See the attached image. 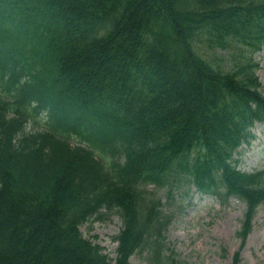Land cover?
<instances>
[{"label":"trees","instance_id":"1","mask_svg":"<svg viewBox=\"0 0 264 264\" xmlns=\"http://www.w3.org/2000/svg\"><path fill=\"white\" fill-rule=\"evenodd\" d=\"M199 33L259 50L264 0H0V264H128L144 247L160 261L159 200L145 186L164 185L174 164L198 189L216 186V170L264 113L252 66L212 68L193 53ZM40 109L50 110V132L24 134ZM194 148L203 154L188 163ZM263 181L223 177L251 203L264 199ZM115 209L111 262L79 227Z\"/></svg>","mask_w":264,"mask_h":264},{"label":"rangeland","instance_id":"2","mask_svg":"<svg viewBox=\"0 0 264 264\" xmlns=\"http://www.w3.org/2000/svg\"><path fill=\"white\" fill-rule=\"evenodd\" d=\"M206 54L214 65L225 69L233 68L235 63L238 65L250 57L248 53H243L242 57L238 52L224 56V52L210 53V50ZM252 63L257 64L256 76L264 87V49L252 55ZM190 72L189 67L182 69L181 73L185 76H182L181 87L187 94V101L193 102V77ZM257 129L250 148L240 157L241 170L251 171L264 166V130L257 135ZM25 130L28 132L32 128ZM255 158L256 163L252 164L250 159ZM162 205V214L169 218V223L162 233L164 252L161 261L153 260L144 247L130 258L129 264H234L236 257V264H264V205L257 209L252 230L242 245L238 234L244 206L236 200L222 204L214 198L176 192L172 200H162ZM102 214L101 219L93 217L81 225L80 232L114 260L117 248L114 237L118 235L122 223L113 211H102Z\"/></svg>","mask_w":264,"mask_h":264},{"label":"bare ground","instance_id":"3","mask_svg":"<svg viewBox=\"0 0 264 264\" xmlns=\"http://www.w3.org/2000/svg\"><path fill=\"white\" fill-rule=\"evenodd\" d=\"M166 1H168V0H166ZM168 14L173 19H176L177 17H179V14L175 10L168 11Z\"/></svg>","mask_w":264,"mask_h":264}]
</instances>
